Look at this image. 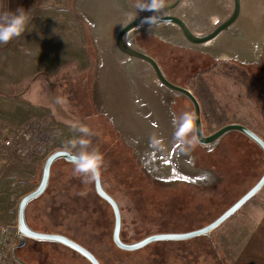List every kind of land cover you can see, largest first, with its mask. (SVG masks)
Returning a JSON list of instances; mask_svg holds the SVG:
<instances>
[{
	"label": "rangeland",
	"instance_id": "1",
	"mask_svg": "<svg viewBox=\"0 0 264 264\" xmlns=\"http://www.w3.org/2000/svg\"><path fill=\"white\" fill-rule=\"evenodd\" d=\"M131 2L138 4L135 0ZM71 4L73 0H69ZM58 26L60 23H27L24 32L1 44L6 46L13 42L6 51L8 59L4 54L3 62L17 69L10 71L12 76L18 74L22 78L18 80L17 85L22 84L18 92H28L29 102L41 109L39 116L29 121V126H4L3 119L0 123V224L6 226L11 236V250L19 243L17 208L20 199L36 189L42 166L50 154L62 147L77 154L79 145L72 147L71 142L84 135L75 131L79 126L89 129L85 137L88 147L103 156L101 180L104 189L119 204L121 239L127 243L151 234L184 233L204 227L259 180L264 170L263 152L245 136L232 133L207 153L198 143L195 145L194 157L195 153L198 156L194 164L190 160L193 167L212 172L207 173L204 182L192 184L173 171L168 185L159 186L156 176H152L153 171L147 169L124 141L121 120H110L99 109L105 99L103 96L102 104L96 102L94 80L98 58L103 54L95 52L92 33L86 24L83 34L92 52L90 69L77 79L74 97H69L67 104H60L59 77L53 79L48 76L51 72L44 70L45 63H55L56 49L65 42ZM139 36L138 46L158 60L166 77L197 95L205 135L226 124L240 123L264 137L261 114L264 63L260 64L264 61L263 55L258 64H242L216 58L201 49L173 46L152 35ZM104 43L106 47L109 39ZM68 73L62 72L61 77ZM67 91L72 94L74 88L70 86ZM183 111L193 112V106L188 99L176 96L172 102L173 116ZM31 128L48 135L49 142L41 144L35 136L32 140L30 135L34 134V129ZM221 191L215 201L214 197ZM263 212L264 187L209 236L156 242L137 251H123L112 242L111 207L96 194L93 182L83 183L81 177L73 174V164L61 160L52 167L45 194L28 205L26 219L36 231L71 238L102 264H238L242 259L245 261L240 264H264L260 261L264 256L251 263L250 257L242 255ZM26 244L34 247L24 246L14 251L20 260H29L26 264H90L59 244L32 240ZM23 250V254L30 252V256H20ZM7 264H19L13 260L11 251Z\"/></svg>",
	"mask_w": 264,
	"mask_h": 264
},
{
	"label": "water",
	"instance_id": "2",
	"mask_svg": "<svg viewBox=\"0 0 264 264\" xmlns=\"http://www.w3.org/2000/svg\"><path fill=\"white\" fill-rule=\"evenodd\" d=\"M72 7L89 27L95 52L103 54L98 58L94 80L96 102H104L101 100L103 96L105 99L101 107L99 104V109L110 120H121L124 141L133 148L135 156L144 161L147 169L155 172L152 176H156L155 182L159 186L168 185L167 180L172 179L173 171L192 184L204 182L203 178L211 172L195 169L191 150L188 154L181 153L180 145L173 138L172 102L176 96L191 102L197 117L198 144L206 153L218 147L227 135L238 133L264 154V139L240 123L226 124L205 135L199 100L188 88L172 83L158 60L146 53L136 41L140 34L152 35L173 46L201 49L219 59L242 64L260 63L258 56L264 46V0H233L229 10L223 8L218 0H167L164 7L156 12L139 10L131 0H73ZM151 16L155 20L152 25L146 19ZM107 38L109 43L105 47ZM152 136L161 140L163 152L151 148L149 140ZM75 155L63 149L50 154L42 166L36 189L20 199L17 208L19 243L11 250V256L17 263L26 264L15 255V249L32 240L65 246L90 264H102L92 252L71 238L59 233L36 231L26 219L28 205L45 194L53 165L61 160L72 164ZM93 185L96 194L112 209V242L120 250L133 252L156 242L209 236L261 191L264 170L247 192L204 227L184 233L151 234L131 243L121 239V210L115 198L104 189L101 175Z\"/></svg>",
	"mask_w": 264,
	"mask_h": 264
},
{
	"label": "crops",
	"instance_id": "3",
	"mask_svg": "<svg viewBox=\"0 0 264 264\" xmlns=\"http://www.w3.org/2000/svg\"><path fill=\"white\" fill-rule=\"evenodd\" d=\"M135 1L136 3L141 2V0ZM72 6V4L69 5V0H8L7 7V11L10 12H14L18 8L25 9L28 15V23H60L57 29L64 36L65 42L63 45L59 44L58 49H56L57 52L54 56L56 59L53 58L55 63L51 65L45 63V69H43L51 72V75H47L52 76L53 79L59 77L60 82L57 85L59 86L58 95L61 105L62 103L67 104L69 97H74L78 88L77 79L90 69V60H92L91 48L88 46V40L83 34L86 30L85 23L76 14ZM1 7L2 0H0V13ZM12 43L6 46H2V43H0V123L2 124L3 119L4 126L12 125L18 128L25 124L29 126L31 124L29 121L36 119L35 117L39 116L38 112L40 113L41 109H36L29 102L28 92L27 94L23 91L18 92L17 88L22 85L20 82L21 85H17L18 80L22 78L18 74L12 76L10 71L14 69L3 62L4 54L6 60L8 59L6 51L10 50ZM15 71H17L16 68ZM67 71L69 73L61 77V73ZM70 86L74 88L72 94L67 91ZM20 98L25 99L20 100ZM64 104L62 107L66 110ZM62 149L71 151L69 148L62 147ZM242 255L250 257L251 263L260 260L264 256V212L256 224L252 236L246 243ZM24 261L30 263L29 260ZM244 261L245 259H242L238 261V264ZM260 261L264 262V259ZM260 261L258 262L262 263Z\"/></svg>",
	"mask_w": 264,
	"mask_h": 264
},
{
	"label": "clouds",
	"instance_id": "4",
	"mask_svg": "<svg viewBox=\"0 0 264 264\" xmlns=\"http://www.w3.org/2000/svg\"><path fill=\"white\" fill-rule=\"evenodd\" d=\"M163 7L164 0H141L136 5L139 10H153L154 12ZM146 19L151 25L155 23L153 16ZM27 23V11L23 8H18L14 12L0 13V43H7L12 38L19 36L24 32ZM196 120V114L191 111H183L179 115L173 116V138L180 145L181 153L186 154L198 143ZM75 131L84 135L71 142L72 147L79 145V151L72 162L73 174L81 177L83 183H90L100 175L103 156L98 150L88 147L89 141L85 137L89 134V129L86 126L76 127ZM149 143L153 150L164 151V145L157 137H150Z\"/></svg>",
	"mask_w": 264,
	"mask_h": 264
},
{
	"label": "built area",
	"instance_id": "5",
	"mask_svg": "<svg viewBox=\"0 0 264 264\" xmlns=\"http://www.w3.org/2000/svg\"><path fill=\"white\" fill-rule=\"evenodd\" d=\"M32 140L35 134L30 135ZM9 144V142H7ZM11 236L5 225L0 224V264H7L11 251Z\"/></svg>",
	"mask_w": 264,
	"mask_h": 264
},
{
	"label": "trees",
	"instance_id": "6",
	"mask_svg": "<svg viewBox=\"0 0 264 264\" xmlns=\"http://www.w3.org/2000/svg\"><path fill=\"white\" fill-rule=\"evenodd\" d=\"M71 1V0H70ZM7 7H8V0H2V7H1V13H4V12H7ZM198 77L201 76V73H199L197 75ZM193 94L196 96V98L199 100V98L197 97V95L193 92ZM200 102V101H199ZM261 114H262V118L264 120V103H263V108L261 110ZM31 129H34V128H31ZM33 133L35 134V137H37V139L39 138V142L41 144H44V143H47L49 142L50 138L48 135H43L44 133H41V132H37L36 131V128L34 129ZM236 134V133H234ZM238 134V133H237ZM240 135V134H238ZM35 139V138H34ZM254 145V144H253ZM222 194V191L221 192H218V196L214 197V200H218L219 196ZM212 202V201H210ZM31 227V226H30ZM32 228V227H31ZM73 251V250H72ZM74 252V251H73ZM76 253V252H75Z\"/></svg>",
	"mask_w": 264,
	"mask_h": 264
},
{
	"label": "flooded vegetation",
	"instance_id": "7",
	"mask_svg": "<svg viewBox=\"0 0 264 264\" xmlns=\"http://www.w3.org/2000/svg\"><path fill=\"white\" fill-rule=\"evenodd\" d=\"M218 2L222 5V7L223 8H226L227 10H229V9H231L232 8V6H233V0H218ZM138 38H140V36L138 35ZM264 56V46L262 47V51H261V54L258 56V58L260 59V61H262V59H263V56ZM262 63H264V61H262L261 62V64ZM256 64H258V63H256ZM205 134V133H204ZM194 149H195V146L193 147V150H192V155L194 156ZM196 154V156H198V154L197 153H195ZM195 156V157H196ZM201 156V155H200ZM199 156V157H200ZM203 156H205L204 154H203ZM195 157H194V159H195ZM201 158V157H200ZM196 160V159H195ZM162 189V188H161ZM160 189V190H161ZM27 241H31V240H27ZM31 245V247L33 248L34 247V245L33 244H30ZM30 245H27V244H25V246H26V248L28 247V249L30 248ZM19 252V251H18ZM23 252H24V250L22 251V252H20L19 253V255L20 256H30V252H25L26 254H23ZM23 258V257H22Z\"/></svg>",
	"mask_w": 264,
	"mask_h": 264
}]
</instances>
